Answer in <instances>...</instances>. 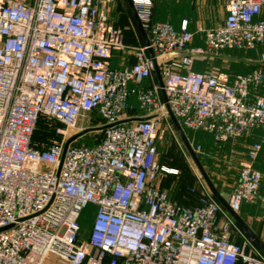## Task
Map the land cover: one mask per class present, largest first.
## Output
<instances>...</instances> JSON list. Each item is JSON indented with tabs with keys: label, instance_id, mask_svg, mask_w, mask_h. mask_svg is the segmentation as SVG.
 <instances>
[{
	"label": "built area",
	"instance_id": "1",
	"mask_svg": "<svg viewBox=\"0 0 264 264\" xmlns=\"http://www.w3.org/2000/svg\"><path fill=\"white\" fill-rule=\"evenodd\" d=\"M117 1L0 0V264H47L50 255L53 264H264L250 240H231L235 221L209 190L183 205L160 187V176L177 170L158 161L159 121L178 137L147 52L183 128L206 131L216 143L260 130L226 200L236 212L242 202L264 209L254 166L264 144V64L231 82L214 68L192 70L205 49L264 44V0H228L223 21L204 30V47L189 49L186 20L176 28L154 18L152 0H132L148 45L135 47L131 66L113 69L111 51L125 47L107 13ZM174 51L189 54L160 61ZM146 78L150 86H139ZM132 94L152 117L116 123L127 118ZM41 120L51 134L37 140ZM104 124L112 125L92 131V144L74 140L63 151L74 133Z\"/></svg>",
	"mask_w": 264,
	"mask_h": 264
},
{
	"label": "rangeland",
	"instance_id": "2",
	"mask_svg": "<svg viewBox=\"0 0 264 264\" xmlns=\"http://www.w3.org/2000/svg\"><path fill=\"white\" fill-rule=\"evenodd\" d=\"M126 4V0H119ZM157 4L154 3L157 8L154 7L156 14L160 18H170L173 22L178 23L182 16L187 14L192 15V4L189 6V0H157ZM153 2V1H152ZM191 11L189 13V11ZM192 23V22H191ZM191 32L193 33V38L188 47L201 46L202 37L204 35V30L206 28L196 27L195 23L189 26ZM122 30V29H121ZM126 49L132 47L125 46ZM125 47H117L116 49L122 50ZM255 51V50H253ZM240 52V53H239ZM248 51H237L231 52L234 56H241L244 58H249L246 54ZM213 51L207 49L204 50V54L200 55L198 59L197 66L204 67H214L218 72L217 67H220L224 61H217L212 56ZM252 53V50L249 51ZM258 53V51H257ZM258 58V54L256 55ZM227 66L231 69H242L243 66L238 63H228ZM93 123L101 122L97 119V115H91ZM87 118L82 121L83 125L88 124ZM98 125H90L88 127H93ZM185 133L189 141L193 144H200L201 151L199 154L200 161L203 164L206 172L210 176L212 182L220 192V189L223 188L225 192H230L232 186L236 180V175L239 170L240 165L245 160V152L247 146L252 141L250 135L236 137L235 140L227 143H216L212 138V134L203 131V130H188L184 128ZM91 132L85 133L86 137L81 136L76 139L79 143L92 144ZM178 138H175L170 130H167L166 125L163 121L158 123V161L160 165L167 168H172L177 170V172H172V174L164 173L159 178V183L166 184L169 181V184H172L173 195L182 196L186 194H194L197 201L202 194L208 191V187L201 177L196 165L192 161L190 155L187 153L185 147L183 146L178 134ZM45 139V138H44ZM42 140V139H37ZM172 191L170 192L172 194ZM196 201V203H197ZM195 203V204H196ZM95 206L89 204L87 209L82 212L80 222L82 226V238H86L87 232L90 228V224L93 217V210ZM87 211H90V213ZM55 259L50 255L46 261L47 264H53Z\"/></svg>",
	"mask_w": 264,
	"mask_h": 264
},
{
	"label": "crops",
	"instance_id": "3",
	"mask_svg": "<svg viewBox=\"0 0 264 264\" xmlns=\"http://www.w3.org/2000/svg\"><path fill=\"white\" fill-rule=\"evenodd\" d=\"M153 4H157L159 1L152 0ZM189 6L192 8V15L187 14L185 16H182L180 21L178 23L173 22L170 18H160V17H154L156 20H169L171 23L178 28L182 22V20L187 21L188 27L195 23L196 27H203V28H211L214 27L216 24L223 21V19L226 16L227 8H228V0H189ZM154 7H158L155 6ZM189 11V10H188ZM191 11H189L190 13ZM107 13L109 16L110 22L121 28L123 32V44L125 46H130L132 48L126 49L123 48L122 50L113 49L111 51V55L109 58V67L113 69H122L124 67L131 66L135 62V47L142 46L144 44L142 35L135 23V20L133 18L130 6L128 2L126 1V4H124L121 1H117L115 3H111L107 5ZM259 18H264V9L262 10L261 15ZM192 22V23H191ZM190 30V28H189ZM191 31V30H190ZM204 37V35H203ZM203 37H202V47H204L203 43ZM190 45V44H189ZM188 45V47H189ZM262 47V46H261ZM252 50V53H249V51ZM255 50V51H253ZM237 51H248L246 54L249 58H244L241 56H234V54H231V52H237ZM258 51V53H257ZM213 58L217 61L221 60L228 63H238L243 66L242 69H231L227 66L226 63H222L220 67H217L220 73L226 74L229 76V81L231 82L233 77L236 74L239 73H247L251 71L252 69L259 66L257 62L260 60L261 53H264V45L261 49L253 48V49H223L218 51H213ZM240 53V52H239ZM258 54V58L257 55ZM198 59H195L192 65V70L197 72H203L206 71L212 67H204V66H197ZM261 66V65H260ZM214 68V67H213ZM154 79L158 83L155 72H154ZM151 84L150 79H143L139 86L141 87H148ZM129 86H135L134 83L130 82ZM160 97L162 99V95L160 92ZM163 101V99H162ZM128 104L131 108H128L125 112V116L127 117H139L144 116V112L139 108L138 102L136 99V96L134 94L130 95L128 98ZM260 130L254 131V134L259 135ZM252 141L247 146L246 152H245V158L246 153L248 150V147L254 142L259 140V136H252ZM239 138V137H237ZM236 138H232L228 140L227 142L233 141ZM225 142V143H227ZM157 151H158V145H157ZM254 166L256 169H258L262 174V179L260 183V193L264 195V144L262 145L258 157L254 163ZM240 168V167H239ZM239 171V170H238ZM238 177V172L236 175V180ZM235 180V182H236ZM234 182V183H235ZM170 182L167 181L166 184H160V187L165 190L168 194V196L183 205H194L197 201L196 196L194 194H186L182 196L173 195L172 191V184H169ZM234 185V184H233ZM172 191V194L170 193ZM221 195L226 199L229 192H225L222 189H220ZM239 216L246 222V224L251 228V230L259 237V239L264 244V209L261 206L259 201L256 202H242L240 205L239 210L237 211ZM244 239L251 240L249 236L245 233V231L236 224L235 228H232L231 231V240L236 243H241ZM252 250H257L259 253L263 255V253L260 251V249L255 245V243L251 240V247Z\"/></svg>",
	"mask_w": 264,
	"mask_h": 264
},
{
	"label": "water",
	"instance_id": "4",
	"mask_svg": "<svg viewBox=\"0 0 264 264\" xmlns=\"http://www.w3.org/2000/svg\"><path fill=\"white\" fill-rule=\"evenodd\" d=\"M130 6L133 18L135 20V23L142 35L143 41L145 45H148V38L146 35V32L144 31L141 22L138 18V15L135 11V8L133 6L132 0H126ZM147 52L149 54V56L152 57L153 59V63H154V72L158 81V85L160 87V92L162 95V99L163 102L165 104V108L167 111V114L169 116V119L176 131V133L178 134L183 146L185 147L187 153L190 155L192 161L194 162V164L196 165L201 177L203 178V180L205 181L208 190L210 191L211 195L221 204V206L224 208V210L227 211V213L234 219V221L237 223V225H239L244 231L245 233L249 236V238L255 243V245L260 249V251L263 253L264 255V244L263 242L259 239V237L251 230V228L246 224V222L239 216V214L233 210L231 208V206L228 204L227 200L221 195V193L218 191V189L216 188V186L214 185V183L212 182L210 176L208 175V173L206 172L203 164L201 163L198 154L194 151L186 133L184 128L181 126V124L179 123V121L177 120V118L175 117V115L173 114V112L170 109L168 100H167V96L166 93L164 91L163 88V81H162V77L160 74V69H159V65L157 60L154 58L153 52L151 49H147ZM184 54H189V51H174L171 53H168L165 57H163L162 59H160V61H163L165 59H169V58H173V57H178ZM152 116H139V117H127L124 119H121L119 121H117L116 123H123V122H130V121H135V120H145V119H149ZM112 124H104V125H99V126H93V127H85L83 129H81L80 131L74 133L73 135H71L65 142L64 144V150L66 149L67 145L76 140L78 137H81L83 135H85V133L89 132V131H97V130H101L105 127L111 126ZM63 159V154L61 156V161H60V165ZM60 165L58 168V171L60 169ZM3 229V228H1ZM0 229V230H1Z\"/></svg>",
	"mask_w": 264,
	"mask_h": 264
},
{
	"label": "trees",
	"instance_id": "5",
	"mask_svg": "<svg viewBox=\"0 0 264 264\" xmlns=\"http://www.w3.org/2000/svg\"><path fill=\"white\" fill-rule=\"evenodd\" d=\"M152 11H153V16L154 17H159V15L158 14H156V12H155V10H154V4H153V6H152ZM187 27H188V25H187ZM188 30H189V27H188ZM190 31V30H189ZM263 45L264 44H262V45H258V46H256L255 48H258V49H261L262 47H263ZM262 46V47H261ZM258 64H259V66L260 65H263L264 64V61H261V60H259V62H257ZM99 123V122H98ZM95 124H97V123H95ZM49 126L47 125V123L46 122H44L43 120H41V121H39V123L37 124V126H36V129H35V133H34V139H44V138H46V137H48V136H50V134H51V132H50V130H49V128H48ZM252 136H259V135H256V134H251ZM86 137V136H85ZM98 138L100 137V136H97ZM91 138H92V142L91 143H93V138H94V135H91ZM78 143H79V141H78ZM198 154V153H197ZM198 157H199V154H198ZM199 159H200V157H199ZM169 174H172V173H169ZM86 209H87V207H86ZM85 209V210H86ZM226 211V210H225ZM90 213V211H87V213ZM227 212V211H226ZM235 224H237L236 222H235ZM251 241V240H250ZM259 252V251H258Z\"/></svg>",
	"mask_w": 264,
	"mask_h": 264
}]
</instances>
